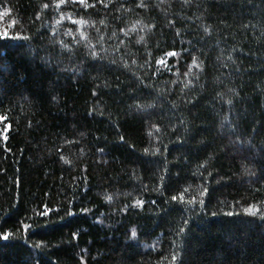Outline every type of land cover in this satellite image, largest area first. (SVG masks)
Returning a JSON list of instances; mask_svg holds the SVG:
<instances>
[{
	"label": "trees",
	"instance_id": "1",
	"mask_svg": "<svg viewBox=\"0 0 264 264\" xmlns=\"http://www.w3.org/2000/svg\"><path fill=\"white\" fill-rule=\"evenodd\" d=\"M0 33V264H264V0H0Z\"/></svg>",
	"mask_w": 264,
	"mask_h": 264
},
{
	"label": "snow or ice",
	"instance_id": "2",
	"mask_svg": "<svg viewBox=\"0 0 264 264\" xmlns=\"http://www.w3.org/2000/svg\"><path fill=\"white\" fill-rule=\"evenodd\" d=\"M0 38H3V39H10V38H13V37H9L8 35L4 34V33H0ZM172 55H175V53H172ZM161 63H163V61H161ZM5 119L4 117H0V120H3ZM9 128L11 127L10 125L8 126ZM4 139H7V135L5 134L4 136ZM110 199V198H109ZM134 234V233H133ZM4 240H7L8 237L7 236H4L3 237Z\"/></svg>",
	"mask_w": 264,
	"mask_h": 264
}]
</instances>
